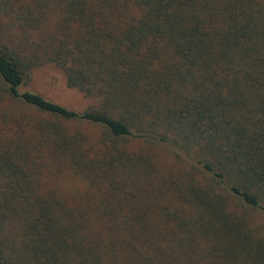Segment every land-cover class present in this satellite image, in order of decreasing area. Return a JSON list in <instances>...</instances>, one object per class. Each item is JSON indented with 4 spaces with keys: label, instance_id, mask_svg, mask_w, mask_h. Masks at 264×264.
<instances>
[{
    "label": "trees",
    "instance_id": "obj_1",
    "mask_svg": "<svg viewBox=\"0 0 264 264\" xmlns=\"http://www.w3.org/2000/svg\"><path fill=\"white\" fill-rule=\"evenodd\" d=\"M0 264H264V0H0Z\"/></svg>",
    "mask_w": 264,
    "mask_h": 264
},
{
    "label": "rangeland",
    "instance_id": "obj_2",
    "mask_svg": "<svg viewBox=\"0 0 264 264\" xmlns=\"http://www.w3.org/2000/svg\"><path fill=\"white\" fill-rule=\"evenodd\" d=\"M22 89L73 111H81L90 103L77 90L67 88L61 71L50 64L33 69ZM87 132L90 134L91 129L87 128Z\"/></svg>",
    "mask_w": 264,
    "mask_h": 264
}]
</instances>
